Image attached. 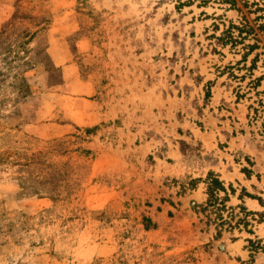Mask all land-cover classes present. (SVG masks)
I'll use <instances>...</instances> for the list:
<instances>
[{"label":"rangeland","instance_id":"1","mask_svg":"<svg viewBox=\"0 0 264 264\" xmlns=\"http://www.w3.org/2000/svg\"><path fill=\"white\" fill-rule=\"evenodd\" d=\"M0 264H264V0H0Z\"/></svg>","mask_w":264,"mask_h":264},{"label":"trees","instance_id":"2","mask_svg":"<svg viewBox=\"0 0 264 264\" xmlns=\"http://www.w3.org/2000/svg\"><path fill=\"white\" fill-rule=\"evenodd\" d=\"M208 179H209V186H208L209 194L211 196L209 198L208 205L218 206V207L219 205H222V207H225L226 199L224 198L221 201H219L220 198L217 195L219 190H223L225 193H227V190H226V187L223 181L220 180L218 175L213 171L209 172Z\"/></svg>","mask_w":264,"mask_h":264}]
</instances>
